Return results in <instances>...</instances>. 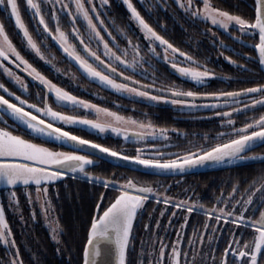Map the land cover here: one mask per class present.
<instances>
[{
    "label": "snow or ice",
    "instance_id": "6c2138e0",
    "mask_svg": "<svg viewBox=\"0 0 264 264\" xmlns=\"http://www.w3.org/2000/svg\"><path fill=\"white\" fill-rule=\"evenodd\" d=\"M109 2L100 0L98 6L96 0H26L25 10L30 11L31 19L35 21L32 30L22 19L19 0H0V10L14 19V27L22 34L25 48L39 60L51 63L45 54L49 48L47 41L51 39L74 63L77 71L91 82L142 101L170 103L182 109L211 110L213 116L219 119L220 127L226 130L215 136L205 133L200 143L189 141L188 148L166 151L171 147L179 148L169 143V129L158 128L150 120L125 118L58 86L26 59L13 43L5 24L0 22V76H6L19 86L21 92H27L28 84L19 74L22 71L44 89L36 94L37 102L30 103L29 99L22 98V95L0 82V124L4 125L0 127V184L9 190V204L18 207V186L34 188L36 197L42 201L41 209L48 220L52 239L59 244L61 241L58 237L62 236L63 229L57 220L51 218L53 207L48 199V188L71 174L73 178L79 176L105 190H116L107 206L104 204L107 191L101 192L99 201L95 203L96 214L91 216L86 229L80 264H133L129 254L136 247L135 224L143 217L151 200H155L156 206L163 204L164 209L159 217H155V227L151 221L156 206L148 213V222L143 224L148 239L140 242V264H264V154H246L264 145V113L258 117H248L249 122L242 123L240 127L233 119L240 114L264 109V82L256 80L257 75L264 79V0H253L252 12L248 15H244L238 5H233L236 11L232 12L213 6L210 0H173L191 22L210 23L211 28H206L205 34L211 33L215 37L216 32L212 28H217L232 35L234 29L237 34L233 36L234 40L244 43L242 38L250 37L254 41L247 47L255 55L236 53L245 63H238L231 56L225 57L241 73L248 74L238 77V82L255 81L253 86L213 91L183 90L175 83L157 88L155 72L158 69L153 71L150 83L142 82L149 75L148 68L144 66L154 68L153 60L168 63L179 77L202 87L212 80L229 82L232 78L218 75L207 67L206 59L202 62L193 53L176 47L141 15L132 0H123V3L131 14L129 24L135 22L142 34V41L137 39L134 42L128 31L121 28L119 36L123 40L118 42V36L109 30L98 10L108 6ZM201 2L203 6L199 7ZM61 14L67 17L70 31L62 27ZM81 20L83 25L79 24ZM82 27L86 35L81 31ZM102 32L109 39H105ZM70 37L78 41L79 48L71 42ZM142 42H147L146 51ZM219 47L229 50L223 41L219 42ZM52 58L55 59L54 56ZM249 63H253L255 68H250ZM72 79H76L75 73H72ZM50 96H54L59 106L94 111L98 118L88 119L54 110L49 104ZM41 102L43 106H39ZM10 122L14 125L12 130H9ZM58 123L85 125L99 133L110 131L144 147H137L135 155H127L116 148L75 135L57 126ZM21 126L23 134H16ZM183 135L187 138V133ZM42 138L70 150H55L47 147L46 142H35ZM149 140L158 143L149 144ZM85 149L90 151L86 152ZM105 158L122 162L118 166L136 165L135 170L150 171L155 176H183L196 168L231 165L240 161H259L262 166L250 178L230 180V190L222 189L214 197L215 202L208 207L199 199L193 200L192 195L185 199L169 196L167 193L170 189L158 180L135 177L117 179L115 173L108 178L94 174L90 169ZM26 195L29 203H34L32 192L28 191ZM169 207L172 213L161 234L160 217L166 215ZM256 212H259V216L253 218ZM181 213L184 215L181 216ZM195 213L202 214L204 219L201 227H194L189 236L186 230ZM174 222L179 223L178 228L173 227ZM229 225L232 227L229 228ZM169 229L175 232L174 240L168 239ZM226 229L231 235L222 253L217 255L219 240ZM249 229L252 231L248 232ZM245 235L250 238L246 240ZM0 246L5 252L0 257V264H24L3 206H0Z\"/></svg>",
    "mask_w": 264,
    "mask_h": 264
},
{
    "label": "trees",
    "instance_id": "16d2710c",
    "mask_svg": "<svg viewBox=\"0 0 264 264\" xmlns=\"http://www.w3.org/2000/svg\"><path fill=\"white\" fill-rule=\"evenodd\" d=\"M132 1L137 10L156 29V31L169 39V41L174 43L176 47H179L183 51L193 53L196 58L200 59L202 62L206 59L207 67L212 69L218 75L232 78L229 82L217 79L209 81L206 87L196 86L192 81L179 77V75L174 72L173 69L166 66L162 60H153L154 68H149L148 65L144 66L145 68H148L149 75L143 80L150 83L153 71L158 69V71L155 72L156 85L160 87L175 83L183 90L191 88L198 89V91H213L236 90L242 87L253 86L255 81H253V83L238 82V77L247 76L248 74L241 73L234 65L230 64L228 60L225 59L226 56H231L233 60L243 64L245 61L241 56L236 55V53L255 55L253 50L247 47L248 44L254 43L248 42L251 39L250 37H243L242 40L244 43L234 40L233 35L236 33L234 29L232 30V35L217 28H213V32H216L215 37H213L211 33L205 34V29L209 27L208 24L191 22L188 17L184 15L183 11L176 6L173 0H170V2L161 0V3L158 1L153 2V0H151L147 1L145 5H142L138 0ZM211 2L216 7L230 10L232 12L236 11L233 5H238L244 15H248L253 9V0H211ZM19 4L22 19L29 26L30 30H32L35 21L31 19L30 11L25 10L26 0H19ZM105 12L106 14H103L105 15V24L113 30V34L118 35L119 29L123 28L128 31V34L134 41L137 39L142 41V36H140L139 32L133 28L132 23L129 24L131 14L127 9V5H125L123 1L110 0L109 5L106 6ZM61 16L62 27L66 30L69 28V24L66 23L67 17H64L63 14H61ZM0 20L5 24L6 31L9 33L13 43L42 74L55 83L61 84L70 89L68 86L69 84H67L70 79L65 74L68 70L70 72H78L77 67L73 62L69 61L66 56H64L54 41L51 39L47 41L49 48L46 49V51L53 53L55 57L58 56L59 58L57 61L49 65H42L35 59L33 53H29L28 50H26L20 33H18L14 27L13 20L10 19L7 13L3 10H0ZM81 23L82 22L79 21L80 25ZM52 27L54 28V24H52ZM82 30H84V27H82ZM73 41L79 48L78 41L74 38ZM220 41L227 44L229 50L220 48ZM142 45L143 48L146 49L144 42H142ZM221 52L224 54L221 55ZM249 67L255 68V65L249 63ZM256 80L264 82V79H261L260 75H257ZM29 82L30 84L28 86L31 92L37 94L38 92L44 91L38 82L33 79H29ZM90 83L94 87L93 92L88 89L86 90V88H83L81 85H76L73 91L78 95L90 98L100 105L119 111L124 115H134L139 120H150L157 127L169 129V143L178 145L179 148L171 147L166 149V151L176 152L188 148L189 141L198 144L205 133L215 136L217 133L226 130L220 127V121L218 118H205L208 116H201L199 113L200 111L190 112L175 110L170 106L154 105L116 93L107 87L100 86L98 83H93L91 81L89 84ZM53 98L54 96H50L49 101H52ZM26 99L30 98L28 97ZM33 102H37V100ZM30 103H32V101H30ZM40 104L43 105L42 102ZM262 110L264 109H257L255 112L250 111L248 113L234 116L233 119L236 121V126H242V123L249 122L248 117H258ZM9 126H11V124H9ZM66 126L67 130L76 135L91 139L94 142L105 146L116 148L127 155H135L136 148L140 146L133 140L123 141L119 137H113L111 135L100 136L83 128ZM183 133H187V138H185ZM46 143L64 149V147L55 143ZM148 143L152 144L158 142L149 140ZM253 153L264 154V145L258 146L246 154L252 155ZM261 166L260 162L239 163L224 167H216L210 170L191 171L185 173L183 176H155L152 173L123 168L103 160L99 161L98 165L90 170L93 171L94 174L105 178L111 177V175L115 173L117 179H119L125 177V173H132L139 179H162L164 181L162 185L165 187L170 184V187H168L170 190L167 193L169 196H174L177 199H185L188 195H192L193 200L199 199L204 202L206 206L210 207L212 203L215 202L214 197L219 195L222 189L226 188L227 190H230V180L234 181L237 177L241 179H244L245 177L250 178ZM24 189L23 186H18L16 188L20 211L16 212L9 207L5 209L6 219L14 233L24 264H80L81 246L85 238L86 229L89 225L91 216L96 214L95 203L99 201L100 193L107 191L104 200V204L107 206V203L116 194V190L112 188L105 190L100 185H95L86 180L70 176L57 180L49 186L48 199L52 202V214L63 229V234L60 236L61 242L59 243L61 249L60 252H58L47 227L42 221L39 210H33V207L27 201V196H25L23 192ZM154 206H156L155 200L149 201L143 217L136 221L134 228V243L136 247L135 251H131L129 254V260L132 261L133 264H140L138 259L140 242L142 239H148L144 232L143 224L148 222V213L151 212ZM162 209H164L163 204L156 206V212L151 221L153 227H155V217H159ZM171 213L172 209L169 207L166 215L160 217L162 225L160 230L161 234L164 232L163 226L168 224V218L171 216ZM183 215L184 213H181V216ZM258 216L259 212H256L255 217L253 218ZM203 219L204 217L202 214H193L186 230L187 235L190 236L192 234L194 227H201ZM173 227L178 228L179 223L174 222ZM228 227L231 228L232 226L229 225ZM247 231L251 232L252 230L249 229ZM227 234L228 231L226 229L224 235L219 240V251L217 255L222 253L223 248L226 246L227 240L224 236ZM249 238L250 236L245 235L246 240ZM168 239H175V232L171 229H169ZM4 254V248L3 246H0V257L4 256Z\"/></svg>",
    "mask_w": 264,
    "mask_h": 264
},
{
    "label": "rangeland",
    "instance_id": "374dc122",
    "mask_svg": "<svg viewBox=\"0 0 264 264\" xmlns=\"http://www.w3.org/2000/svg\"><path fill=\"white\" fill-rule=\"evenodd\" d=\"M120 1H123V0H120ZM142 5H145L146 4V2L147 1H151V0H138ZM154 1H158V2H160L161 3V0H153V2ZM163 1H166V2H170V0H163ZM96 3H97V5L99 6V3H100V0H96ZM132 3H133V1H132ZM210 3L213 5V3L211 2V0H210ZM176 4V3H175ZM134 5V4H133ZM176 6L178 7V5L176 4ZM199 7H202L203 5H202V2H201V4L200 5H198ZM214 6V5H213ZM179 8V7H178ZM105 9H106V7H104V8H98V10L101 12V18L102 19H104V17H105V15H103V14H106V12H105ZM181 10V9H180ZM108 17H109V15H108ZM111 19V18H110ZM13 20V23H14V19H12ZM0 22H1V20H0ZM81 25H83V21L81 20ZM132 26H133V28L135 29V30H137L138 31V29H137V27L135 26V22H132ZM208 28H211V25H210V23H208ZM67 31H70L71 30V25L69 24V28L68 29H66ZM109 30L110 31H113V30H111L110 28H109ZM220 30H222V29H220ZM81 31L82 32H84L85 33V35H86V31H85V28H84V30H82V28H81ZM212 31H213V28H212ZM139 32V31H138ZM225 32V31H224ZM102 34L103 35H105V39H109V37L106 35V33H103L102 32ZM140 34V36H142V34L141 33H139ZM21 35V37H22V34H20ZM113 35H115V34H113ZM235 35H237L236 33H234V35L233 36H235ZM117 36H119V32H118V35ZM120 38V39H119ZM123 37H118V42L120 41V40H123L122 39ZM70 40H71V42L72 43H75L74 41H73V38H71L70 37ZM135 42V41H134ZM248 42H254L252 39H250ZM125 43H126V41H125ZM144 44L145 45H147V42H144ZM121 46L123 47L124 46V43H122L121 44ZM142 47H143V45H142ZM93 48L95 49V43H93ZM19 50V49H18ZM27 50V49H26ZM144 50L146 51L147 50V48L145 49L144 48ZM100 51L102 52L103 51V49H102V46H101V48H100ZM158 51H162V50H160V49H158ZM48 53L49 52H47L46 50H45V54H46V56H48V59L49 60H51V63H53V62H55V61H57L58 60V56H56L55 57V55L52 53V55H48ZM23 54V53H22ZM35 56V55H34ZM55 57V59H53L52 57ZM27 59V58H26ZM35 59L36 60H38L39 61V63L40 64H42V65H44V64H51V63H46L45 61H41V60H39V58H37L36 56H35ZM129 59H131V55L129 56ZM30 62V61H29ZM31 63V62H30ZM9 66H11V65H9ZM34 66V65H33ZM182 66H185V65H182ZM34 67H36V66H34ZM13 70H15V68L13 67ZM72 73H75L76 74V79H72ZM23 78H24V80H25V82L29 85L30 84V82H29V79H28V76H27V74L26 73H23L22 71L19 73ZM65 75H67L68 77H69V79L70 80H68V82L69 83H67V84H69L68 86L70 87V89H68L67 87H65V86H63V85H61V84H58V83H56L58 86H60V87H63V88H65L66 90H68V91H70V92H72V94H74V95H76V96H78L79 98H81V99H83V100H87V101H89V102H91V103H93V104H96V105H98V106H100V107H106V106H103V105H100L99 103H97V102H94L93 100H91L90 98H87V97H84V96H82V95H78L77 93H75L73 90H74V88L76 87V85L77 86H79V85H81L83 88H86V90L88 89L89 91H92L93 92V86L91 85V83L89 84V82H90V80L89 79H86V78H84V77H82V75L79 73V72H76V71H72V72H70L69 70L66 72V74ZM77 76H78V79H77ZM78 80H79V82H78ZM81 80V81H80ZM0 82H4L5 84H6V86L7 87H9V89L11 90V91H15L18 95H22V98H30L29 99V102L30 101H36L37 100V98H36V94L35 93H33V92H31L30 90H29V86H28V91L27 92H21V90H20V88H19V86H17V85H15L14 83H12L6 76H0ZM54 82V81H53ZM142 82H144V83H149V82H147V81H145V80H142ZM55 83V82H54ZM195 84V83H194ZM196 85V84H195ZM196 86H198V85H196ZM156 87L157 88H162V87H160V86H158V85H156ZM92 88V89H91ZM187 90H194V91H198V89H191V88H188ZM1 94V93H0ZM154 94H156V93H154ZM28 96V97H27ZM125 96H127V95H125ZM128 97V96H127ZM130 98V97H129ZM132 99H137V100H140L139 98H132ZM54 101V102H53ZM142 101V100H141ZM144 102H148V103H151V104H154V105H164V106H170V107H172L173 109H175V110H183V111H190V112H194V111H200L199 113H200V115L201 116H208V117H214L213 116V113H212V111L211 110H205V109H186V108H184V109H182V108H180V107H178V106H174V105H172V104H170V103H167V104H165V103H159V104H155L154 102H152V101H147V100H143ZM199 102H201V101H198V103ZM49 104L54 108V110H57V111H62V112H65L66 114H73V115H80V116H82V117H85V118H88V119H97L98 117H97V115L95 114V112L94 111H86V110H84V109H82V108H80V109H72L71 107H62V106H59L56 102H55V98H53V100L52 101H49ZM39 106H43V105H41V104H39ZM108 108V107H107ZM111 111H115V112H117L119 115H121V116H124L125 118H128V117H131V118H133V119H136V120H139V119H137L134 115H124L123 113H121V112H119V111H116V110H114V109H111V108H109ZM225 109H220V111H224ZM261 113H264V110H262V112ZM260 113V114H261ZM140 120H142V119H140ZM145 121V120H144ZM4 125H2V124H0V127H3ZM57 126H62V127H67L66 125H62V124H60V123H58L57 124ZM68 126H74V127H77V128H83V129H85V130H87V131H89V132H92V133H94V134H98V135H100V136H105V135H111V136H113V137H119V138H121L123 141H126V140H124V138H123V136H117L116 134H114V133H111L110 131H107V132H105V133H99L98 131H96V130H94V129H92V128H90V127H87V126H85V125H79V124H77V125H68ZM237 127H240V126H237ZM12 128L13 127H11V126H9V130H12ZM159 128V127H158ZM16 134H23L21 131H17V133ZM76 135V134H75ZM79 136V135H78ZM85 139H87V138H85ZM89 140H91V139H89ZM43 141H46V138H42V141H39V140H35V142H37V143H45V142H43ZM93 141V140H92ZM97 143V142H96ZM137 144V143H136ZM138 145H140L139 147H143L144 145L143 144H138ZM46 146L47 147H50V148H54L55 150H65V149H60V148H57V147H54V146H52V145H50V144H48V143H46ZM65 151H67V150H65ZM126 174V178H131V177H135V178H137V179H139L138 177H136V176H134L132 173H125ZM70 177H72V176H70ZM76 178H80L79 176H77ZM155 180H158V181H160L161 182V184H163V180L162 179H155ZM167 187H170V184H168L167 185ZM49 189V188H48ZM28 191H31L32 192V197H33V200H34V203H29L32 207H33V210H39V212H40V215H41V218H42V221H43V223H44V225L47 227V229H48V231H49V233H50V236H51V239H52V231H51V229L49 228V226H48V220H46L45 219V215H44V212H43V210L41 209V200L40 199H38L37 197H36V193H35V190H34V188L33 189H24L23 190V192H24V194H25V196H27L26 195V193L28 192ZM226 192V191H225ZM225 195L227 194V192L226 193H224ZM27 201L29 202V200H28V197H27ZM13 204H15V201L13 202ZM0 206H3L5 209L6 208H10V209H12V210H14V211H16V212H19L20 211V208H19V199H18V207H13V206H11L10 204H9V190L6 188V186L5 185H3V184H0ZM6 214V213H5ZM51 218L52 219H55V217L53 216V214H52V212H51ZM231 235V233H229V231H228V234L227 235H225L224 237H225V239L227 240L228 238H229V236ZM59 239H60V237H58ZM52 241H53V243H55V245H56V248H57V250H58V252H60V245L59 244H57L53 239H52ZM219 245V244H218Z\"/></svg>",
    "mask_w": 264,
    "mask_h": 264
},
{
    "label": "water",
    "instance_id": "95a60500",
    "mask_svg": "<svg viewBox=\"0 0 264 264\" xmlns=\"http://www.w3.org/2000/svg\"><path fill=\"white\" fill-rule=\"evenodd\" d=\"M165 65L168 66V67H170V65H169L168 63H165ZM170 68H171V67H170ZM171 69H172V68H171ZM21 129H23L22 126H21ZM53 143L62 146L61 144H59V143H57V142H53ZM64 148L68 149L67 147H64ZM85 151L88 152V151H90V150H89V149H85ZM105 161L110 162V163H112V164H114V165H116V166L122 164V162H120V161L110 160L109 158H105ZM252 162H259V161H240V162H234V163L231 164V165H235V164H239V163H252ZM224 166H229V165H228V164H224V165H216V166H210V167H209V166H206V167H200V168H196V169H194V170H190L189 172H191V171H196V170H210V169H214V168H216V167H224ZM120 167L135 170V169H137L138 166H136V165H130V164H129V165H127V166H120ZM139 171H143V172L151 173L150 171H145V170H143V169H139ZM161 176H165V175H161Z\"/></svg>",
    "mask_w": 264,
    "mask_h": 264
},
{
    "label": "flooded vegetation",
    "instance_id": "af4514ba",
    "mask_svg": "<svg viewBox=\"0 0 264 264\" xmlns=\"http://www.w3.org/2000/svg\"><path fill=\"white\" fill-rule=\"evenodd\" d=\"M2 94V93H1ZM7 98V97H6ZM14 126V125H13ZM19 131H21V132H23L22 130H19Z\"/></svg>",
    "mask_w": 264,
    "mask_h": 264
}]
</instances>
